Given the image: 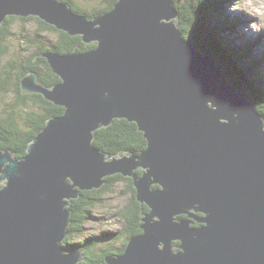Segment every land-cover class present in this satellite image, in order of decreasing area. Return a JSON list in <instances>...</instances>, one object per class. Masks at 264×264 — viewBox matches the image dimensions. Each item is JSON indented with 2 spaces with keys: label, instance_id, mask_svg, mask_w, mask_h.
<instances>
[{
  "label": "water",
  "instance_id": "obj_1",
  "mask_svg": "<svg viewBox=\"0 0 264 264\" xmlns=\"http://www.w3.org/2000/svg\"><path fill=\"white\" fill-rule=\"evenodd\" d=\"M9 16L95 48L43 53L60 80L53 86L34 73L20 80L23 94L64 111L20 159L0 150V264H80L82 252L62 245L67 208L113 175L131 179L148 212L141 234L98 264H264V120L182 38L172 0H116L91 20L61 0H0V26ZM121 119L143 134L140 154L92 144Z\"/></svg>",
  "mask_w": 264,
  "mask_h": 264
},
{
  "label": "trees",
  "instance_id": "obj_2",
  "mask_svg": "<svg viewBox=\"0 0 264 264\" xmlns=\"http://www.w3.org/2000/svg\"><path fill=\"white\" fill-rule=\"evenodd\" d=\"M61 1L68 4L74 13L83 15L88 20L110 11L116 3V0H92L97 1L101 9L83 13L71 1ZM172 1L179 15L178 24L182 38L191 43L202 55L213 58L227 81L246 98L264 120V82L257 67L262 63L263 58H252L254 44L251 42H245L246 44L239 50L225 44L221 36L223 25L228 21L222 14V8H225L224 0ZM220 16L223 18L221 19ZM17 20L24 23L35 20L39 32L36 35H30L24 29L19 30V36L16 39L21 43L22 48H15V53L19 55L0 65V95L12 94L9 86L11 79H15L14 94H12L14 102L11 109L0 113V150L7 149L14 158L20 159L25 155L28 143L44 128L45 122L51 117L62 115L64 111L62 107L47 102L40 95L23 94L20 89V80L28 73H34L40 84L53 86L60 80L51 72L41 55L45 52L58 54L86 52L94 49L95 44L85 45L80 36H68L35 17L10 18L6 25L0 26V63L12 54V49L5 43L12 38L14 33L10 28ZM47 32L57 34L53 43L45 44L43 41V34ZM16 108L20 110L19 113L15 111ZM92 144L101 152L111 155H138L146 148L143 134L137 130L136 124L122 119L113 120L110 126L98 130ZM142 173V170L137 171L138 175ZM104 181V185L98 190L79 192V198L71 201L67 208L69 210L67 235L62 245L66 250L76 251L80 250L78 245L81 246L82 243H76L74 240L83 234L85 224L92 220L93 208L102 203L103 196L110 193L119 182L126 184L127 193L130 194L129 203L116 214L119 222L122 223V228L117 232L104 233L91 239L96 243L95 248H103L104 245L112 246L113 242L118 243L119 246L113 249L106 247L100 251L104 254L102 257L99 255L97 259H91V262L86 264H98L103 261L102 258L107 252L120 253L119 250L121 248L123 250L127 241L141 234L140 218L142 213L148 212L144 204L136 201L131 179L113 175L105 178ZM198 218H201V215ZM178 219L187 218L181 216ZM191 225L192 227L201 226L194 220H191ZM177 245L178 243H174L175 248Z\"/></svg>",
  "mask_w": 264,
  "mask_h": 264
},
{
  "label": "rangeland",
  "instance_id": "obj_3",
  "mask_svg": "<svg viewBox=\"0 0 264 264\" xmlns=\"http://www.w3.org/2000/svg\"><path fill=\"white\" fill-rule=\"evenodd\" d=\"M80 11L89 13L94 10L101 9V5L97 1L92 0H70ZM225 8H222V14L228 19L221 30L222 38L225 44L231 46L235 50L241 49L245 42L254 44L252 48V58H263L259 67L260 76L264 82V0H224ZM221 19L223 18L220 16ZM234 27V28H233ZM24 29L30 35H36L39 32L38 25L35 20L29 22H21L17 20L10 30L13 31L5 45L12 49V54L8 55L0 65L5 64L12 58H16L19 54L15 53V48H22L21 43L16 39L19 36V30ZM38 32V33H37ZM57 34L47 32L43 34L45 44L53 43L56 40ZM251 66V64H249ZM1 69V67H0ZM15 79L10 81L9 89L14 94ZM11 95H0V113L3 110L11 109L14 100ZM16 112H20L18 108ZM2 184V183H1ZM130 201V194L127 193L126 184L119 182L113 190L103 196L102 203L96 205L92 210V220L84 226L85 230L82 235L75 238V242L81 244L80 252L83 254V261L80 264L90 263L91 259H97L100 251L105 249H113L118 247V243L104 245L103 248L96 247V243L91 240L95 239L104 233L117 232L122 228V223L119 222L116 214L119 213ZM88 240V241H85ZM84 242V243H83ZM116 244V245H115ZM78 251V250H76Z\"/></svg>",
  "mask_w": 264,
  "mask_h": 264
},
{
  "label": "flooded vegetation",
  "instance_id": "obj_4",
  "mask_svg": "<svg viewBox=\"0 0 264 264\" xmlns=\"http://www.w3.org/2000/svg\"><path fill=\"white\" fill-rule=\"evenodd\" d=\"M70 1V0H69ZM10 18H20V17H15V16H9V17H6V19L4 20V22H3V24L2 25H6L7 24V21L10 19ZM122 250V248L119 250V251H121ZM119 253V252H118ZM118 253H109V252H107V253H105L106 255H109V256H111V255H113V256H116V254L118 255ZM100 254V256L102 257V253H99ZM120 254V253H119ZM100 257V258H101ZM99 258V259H100ZM99 263H102V261L101 262H99ZM84 264H86V263H84Z\"/></svg>",
  "mask_w": 264,
  "mask_h": 264
},
{
  "label": "bare ground",
  "instance_id": "obj_5",
  "mask_svg": "<svg viewBox=\"0 0 264 264\" xmlns=\"http://www.w3.org/2000/svg\"><path fill=\"white\" fill-rule=\"evenodd\" d=\"M243 96V95H242ZM245 98V97H244ZM246 99V98H245ZM248 102V101H247Z\"/></svg>",
  "mask_w": 264,
  "mask_h": 264
},
{
  "label": "clouds",
  "instance_id": "obj_6",
  "mask_svg": "<svg viewBox=\"0 0 264 264\" xmlns=\"http://www.w3.org/2000/svg\"><path fill=\"white\" fill-rule=\"evenodd\" d=\"M79 251V250H78Z\"/></svg>",
  "mask_w": 264,
  "mask_h": 264
}]
</instances>
